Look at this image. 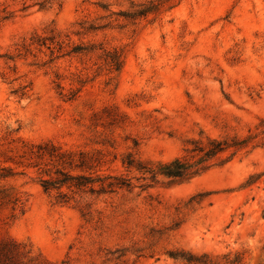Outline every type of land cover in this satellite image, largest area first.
Listing matches in <instances>:
<instances>
[{
  "label": "rangeland",
  "instance_id": "1",
  "mask_svg": "<svg viewBox=\"0 0 264 264\" xmlns=\"http://www.w3.org/2000/svg\"><path fill=\"white\" fill-rule=\"evenodd\" d=\"M139 4L158 10L111 15ZM81 23L100 29L84 35ZM91 44L122 53L118 75L66 55ZM205 138L252 144L185 184L143 182L121 164L127 154L169 162ZM44 143L131 188L61 189L70 201L60 204L40 187L55 165L30 153ZM1 170L0 190L21 205H0V241L40 263L185 264L169 257L182 252L264 264V0H0Z\"/></svg>",
  "mask_w": 264,
  "mask_h": 264
},
{
  "label": "trees",
  "instance_id": "2",
  "mask_svg": "<svg viewBox=\"0 0 264 264\" xmlns=\"http://www.w3.org/2000/svg\"><path fill=\"white\" fill-rule=\"evenodd\" d=\"M97 6L102 11H107L106 6ZM157 10L158 5L153 6L149 4L145 6L139 4L131 5L129 11L118 12L117 14L111 15L121 18L124 21H136L150 14H154ZM79 29L85 35L90 32H95L100 28L98 26L94 27L93 25L81 23L79 24ZM66 55L80 57L95 56L96 59L93 67H95L94 73L97 74L106 71L108 74L118 75L123 67V57L120 51L115 49H104L100 45H78ZM76 79L78 85L85 83L79 77ZM77 93L78 91L76 90L74 94H70L69 100ZM250 139L251 138H246L245 140L236 138H205L204 142L200 140L188 142V147L183 148L182 155L169 162L143 163L139 160H135L130 154H127L122 158L121 164L128 174L135 173L139 175L137 179L143 182L148 180L150 183H154L157 179H162L168 181L170 184H185L200 177L214 167H220L229 163L240 151L246 149L249 144H252L250 143ZM30 153L36 159H46L55 165L52 177L49 175L50 170L42 171V173H48V178L40 180V187L45 193L51 190L57 191L60 204H67L68 201H70V198L67 197L66 194L59 192L61 189H66L72 194L81 193L89 194L90 196H101L112 194L117 190L131 188L130 181L132 179L120 175L86 174L85 172L91 171L92 167L89 165L90 158L82 152H79L77 155L62 153L60 149L54 147L51 143H44L32 148ZM225 153H228V156L222 158ZM65 168L79 170L80 173L71 174L70 172H66ZM1 172L5 175L0 174V179L10 176L9 171L1 170ZM262 176H264V171L258 174L257 178ZM141 187L148 188V185L144 184ZM0 205H12L13 209H16L21 204L18 197L11 195V193L4 189L0 190ZM169 257L185 264H207L206 261H203L205 256L198 258L188 253L179 252L169 254ZM0 264L48 263H40L33 260L30 257V253L25 251L24 246L21 244H17L13 241H0Z\"/></svg>",
  "mask_w": 264,
  "mask_h": 264
}]
</instances>
